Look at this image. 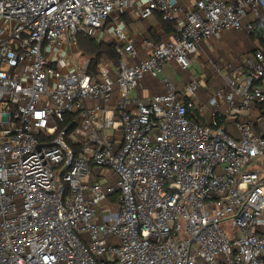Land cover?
<instances>
[{
	"label": "built area",
	"instance_id": "obj_1",
	"mask_svg": "<svg viewBox=\"0 0 264 264\" xmlns=\"http://www.w3.org/2000/svg\"><path fill=\"white\" fill-rule=\"evenodd\" d=\"M257 8L264 0H0V264H264L263 49L208 95V123L194 112L198 82L179 90L163 74L223 30L256 36L243 18ZM129 11L173 23L139 60L118 19ZM100 31L121 58L89 74L78 35L99 42ZM161 73L162 93L130 99Z\"/></svg>",
	"mask_w": 264,
	"mask_h": 264
},
{
	"label": "crops",
	"instance_id": "obj_2",
	"mask_svg": "<svg viewBox=\"0 0 264 264\" xmlns=\"http://www.w3.org/2000/svg\"><path fill=\"white\" fill-rule=\"evenodd\" d=\"M122 21L130 34L134 37V46L138 52L137 59L146 56L144 42L147 39L161 40L170 33L164 27L159 14L154 13L148 18L141 19L133 11L125 12L118 17ZM115 20V16L112 19ZM255 22L263 30L264 35V13L261 9H254L248 12L243 18V23ZM104 41L107 40L109 33L100 31ZM98 33V34H99ZM259 45L257 38H252L244 30H223L218 37L212 36L199 41L197 50L189 58L188 66L183 69L176 62L165 63L163 74L166 75L177 89L189 81L195 80L199 84V89L194 95L196 119L202 123H208L210 112L206 104V98L212 90L222 85L223 78L229 74V69L244 63L247 55ZM84 56V55H83ZM106 57V56H105ZM194 62V67L189 68L190 62ZM112 73H115V66H111ZM264 85V82H263ZM164 84L162 73L156 76L145 74L139 84L129 91L132 100L147 101L151 96L162 93ZM117 90L111 98L114 103L117 100Z\"/></svg>",
	"mask_w": 264,
	"mask_h": 264
},
{
	"label": "trees",
	"instance_id": "obj_3",
	"mask_svg": "<svg viewBox=\"0 0 264 264\" xmlns=\"http://www.w3.org/2000/svg\"><path fill=\"white\" fill-rule=\"evenodd\" d=\"M154 13L159 14L158 12H154ZM159 18L163 26L168 28V30L172 32L173 23L171 21L162 19L160 14H159ZM258 25H256L258 30L256 36L253 34H251V36L252 38H257L260 47L264 51V35H262L263 30L262 28L259 27L260 25L259 26ZM78 47L79 50L82 52V54L87 57L88 65L86 68V72L89 74L98 73V64L100 63L102 56H106L107 59L113 61L115 64H117L121 58V56L114 51V45L112 42H107L104 40L98 42L94 37L85 35L83 33L78 35ZM67 118H72V115L71 114L67 115ZM114 198L115 195H113V199Z\"/></svg>",
	"mask_w": 264,
	"mask_h": 264
},
{
	"label": "rangeland",
	"instance_id": "obj_4",
	"mask_svg": "<svg viewBox=\"0 0 264 264\" xmlns=\"http://www.w3.org/2000/svg\"><path fill=\"white\" fill-rule=\"evenodd\" d=\"M106 41H107V42H112V39H111L110 37H108ZM84 58L87 59L86 56H84ZM193 67H194V62H193V60H192V62H190L189 68H193ZM98 170H99V167H97V166H92V168H91V174L99 173Z\"/></svg>",
	"mask_w": 264,
	"mask_h": 264
}]
</instances>
